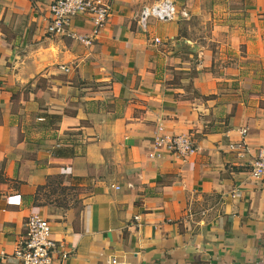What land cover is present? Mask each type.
<instances>
[{
    "label": "crops",
    "instance_id": "1",
    "mask_svg": "<svg viewBox=\"0 0 264 264\" xmlns=\"http://www.w3.org/2000/svg\"><path fill=\"white\" fill-rule=\"evenodd\" d=\"M52 1L0 0V264L32 212L60 264H264V0H169L187 17L146 31L163 0H108L90 46L46 33ZM158 124L197 153L149 158Z\"/></svg>",
    "mask_w": 264,
    "mask_h": 264
},
{
    "label": "built area",
    "instance_id": "2",
    "mask_svg": "<svg viewBox=\"0 0 264 264\" xmlns=\"http://www.w3.org/2000/svg\"><path fill=\"white\" fill-rule=\"evenodd\" d=\"M110 5L108 0H53L48 6V22L46 33L51 37H68L85 46L92 45L93 41L104 29L109 16ZM86 17L91 25L87 33L72 30V22L78 17ZM177 16L187 17L186 12L177 10L174 3L163 0L156 4L143 6L136 16L141 30L146 31L150 19L158 22L174 21ZM155 42H159L157 38ZM60 70L68 72L69 68L60 66ZM2 81L0 80V87ZM152 150L149 158H158L163 154L179 157L184 162L195 155L198 146L187 134H167L160 124L152 138ZM232 149H244V143L230 145ZM250 177L264 182V146H261L250 164ZM25 221V231L20 241L14 246L11 256L19 264H60L68 257L63 242L52 238L50 223L37 212L30 213ZM3 251L1 257H5ZM106 264H121L112 258Z\"/></svg>",
    "mask_w": 264,
    "mask_h": 264
},
{
    "label": "trees",
    "instance_id": "3",
    "mask_svg": "<svg viewBox=\"0 0 264 264\" xmlns=\"http://www.w3.org/2000/svg\"><path fill=\"white\" fill-rule=\"evenodd\" d=\"M59 177H53V179L52 178H49L48 179V183H55L57 180H59L58 179ZM48 183L46 184V185H48ZM45 185V186H46ZM45 186H39V188L37 189V191H40V189H42L43 187H45ZM36 206L38 205V204H35ZM39 206V205H38Z\"/></svg>",
    "mask_w": 264,
    "mask_h": 264
},
{
    "label": "rangeland",
    "instance_id": "4",
    "mask_svg": "<svg viewBox=\"0 0 264 264\" xmlns=\"http://www.w3.org/2000/svg\"><path fill=\"white\" fill-rule=\"evenodd\" d=\"M73 192H75V191H73ZM73 194V193H72ZM74 195H75V193H74ZM73 197V196H72Z\"/></svg>",
    "mask_w": 264,
    "mask_h": 264
}]
</instances>
